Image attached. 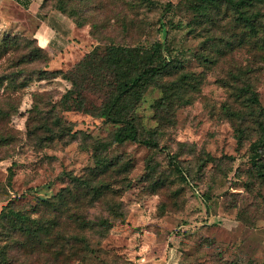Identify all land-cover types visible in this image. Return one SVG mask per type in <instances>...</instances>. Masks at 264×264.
<instances>
[{
	"label": "rangeland",
	"instance_id": "obj_1",
	"mask_svg": "<svg viewBox=\"0 0 264 264\" xmlns=\"http://www.w3.org/2000/svg\"><path fill=\"white\" fill-rule=\"evenodd\" d=\"M150 1V6L142 4V0L45 2L46 10L61 6L66 16L80 22L74 38V45L80 48L62 65H50V54L44 51L42 61L25 66L18 111L10 119L21 141L10 158L0 161V209L6 203L3 197L16 205L33 206L69 185V176H83L94 166L91 150L78 142L55 140L49 146L36 148L32 146L34 140L26 138L25 122L34 94H44L39 105L49 109V101L57 102L69 87L61 75L47 73L39 78L37 72H31L46 64L49 72L65 73L95 45L110 40L133 45L158 39L159 18L163 22L171 19L179 23V28H173L169 37L174 45L187 49L184 70L193 72L200 83L188 93L190 103L171 111L156 112L153 103L158 92L146 94L137 111L139 136L149 138V130L157 129V147L130 141L111 146L107 155L121 157L130 165V187L121 194L125 219L113 223L100 254L106 264H136L135 251L145 243L148 253L157 256L164 254L165 248H175L172 262L176 264H264V180L257 175L253 160L256 151L263 152L257 146L260 133L254 120L258 108L264 110V2L248 12L258 13L254 22L258 32L254 36L225 2L218 11H210L208 18H202L187 7V0ZM168 2L171 9L163 12ZM20 4L22 0H10L0 28V41L10 36L13 43V50L6 55L12 58L23 49L31 56L35 47L31 38L37 20ZM200 53L212 61L197 60L194 55ZM6 64L0 60V72L6 70ZM239 71L257 91L259 106L242 105L224 86L226 80L234 85L230 75ZM87 99L89 104L100 102L93 95H87ZM232 111H237L242 121L230 116ZM56 114L74 130L97 139H109L118 127L81 111L57 109ZM239 124L245 129L241 144L234 131ZM172 155L187 173L185 180L170 164ZM61 172L68 177H60ZM4 242L0 239V245ZM15 254V250L8 252L10 264H29L27 258L16 259ZM112 254L117 258L112 259ZM87 264L99 262L90 258Z\"/></svg>",
	"mask_w": 264,
	"mask_h": 264
},
{
	"label": "trees",
	"instance_id": "obj_2",
	"mask_svg": "<svg viewBox=\"0 0 264 264\" xmlns=\"http://www.w3.org/2000/svg\"><path fill=\"white\" fill-rule=\"evenodd\" d=\"M46 1L41 0V14L37 18L53 10L65 15L61 6L55 5L46 10ZM224 2L227 8L238 14L248 31L257 35L254 22L258 13L255 11L248 15V12L264 0H187V7L197 16L208 18L210 11H218ZM146 3L149 6L153 4L150 0H142V4ZM170 9L171 3L168 2L162 10L169 12ZM70 20L76 27L80 26V22ZM158 23V39L133 45L110 40L104 45H95L65 73L59 70L49 72L46 64L41 65L40 70L31 72H37L39 78L47 73L61 75L69 87L60 94L57 102L49 101L53 102L49 104V109L39 105L44 94H34V103L25 122L26 138L33 139L32 146L36 148L49 146L55 140L65 144L78 142L82 148L91 150L94 166L80 177H68L67 173L61 172L60 177L70 179L69 185L50 197L38 200L33 206L16 205L11 199L3 197L6 203L0 209V239L5 242L0 245V264H10L7 259L10 250L16 251V259L27 258L29 264H87L90 258H95L99 264H106L104 255L100 254L102 242L113 223L125 219L121 194L130 187L127 178L129 163L121 157H109L107 153L111 146L128 141L157 147L154 138L157 129L149 130V138L141 139L139 136L137 111L146 94L149 91L158 92L159 96L153 103L156 112L163 109L171 111L190 103L188 93L196 90L200 83L193 72L184 70L187 49L174 45L169 37V32L179 23L171 19L163 22L160 18ZM209 38L214 44V37ZM10 42V36L0 41V60L4 59L7 63L6 70L0 72V161L10 158L20 146L21 138L10 125V119L18 111L25 66L38 64L45 58L44 50L33 36L31 42L35 47L29 53L31 56L23 49L17 57H7L14 48ZM194 57L204 63L212 61L203 53ZM230 76L235 84L226 80L224 86L232 90L235 100L246 107L259 106L257 91L246 81L245 73L239 71ZM238 82L240 86H237ZM87 95L95 96L100 100L99 104H89ZM57 109L93 114L118 127L109 139L93 138L87 132L74 130L56 114ZM226 110L229 111L228 108ZM158 116L155 118L158 119ZM230 116H236L240 121L243 118L237 111H232ZM254 122L260 133L257 146L263 152L256 151L253 160L257 175L264 180L261 156L264 155L263 109L258 108ZM234 131L237 143L241 144L245 129L239 124ZM169 162L174 165L179 177L185 180L188 175L175 161V155L170 157ZM114 258L117 257L112 254ZM223 264L237 263L224 261Z\"/></svg>",
	"mask_w": 264,
	"mask_h": 264
},
{
	"label": "crops",
	"instance_id": "obj_3",
	"mask_svg": "<svg viewBox=\"0 0 264 264\" xmlns=\"http://www.w3.org/2000/svg\"><path fill=\"white\" fill-rule=\"evenodd\" d=\"M9 2L10 0H0V28L2 23H5L4 8ZM40 3V0H22V4L19 6L36 18L37 24L32 36L36 39L37 44L50 54V65L57 63L62 65L63 61H68L71 55L73 56L75 52L79 51L80 47L74 45H77L74 38L78 28L68 17L55 10L37 18V15L41 14ZM145 245V243L141 244L135 251L136 264H176V262H172L175 248L173 250L165 248L164 254L157 256L148 253Z\"/></svg>",
	"mask_w": 264,
	"mask_h": 264
}]
</instances>
